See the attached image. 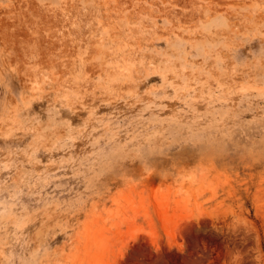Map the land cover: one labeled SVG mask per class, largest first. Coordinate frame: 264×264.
Segmentation results:
<instances>
[{"label": "clouds", "instance_id": "9594fccd", "mask_svg": "<svg viewBox=\"0 0 264 264\" xmlns=\"http://www.w3.org/2000/svg\"><path fill=\"white\" fill-rule=\"evenodd\" d=\"M0 0V264H71L133 170L264 169V0Z\"/></svg>", "mask_w": 264, "mask_h": 264}, {"label": "rangeland", "instance_id": "374dc122", "mask_svg": "<svg viewBox=\"0 0 264 264\" xmlns=\"http://www.w3.org/2000/svg\"><path fill=\"white\" fill-rule=\"evenodd\" d=\"M198 167L196 183L134 169L84 221L71 264H264V169Z\"/></svg>", "mask_w": 264, "mask_h": 264}]
</instances>
